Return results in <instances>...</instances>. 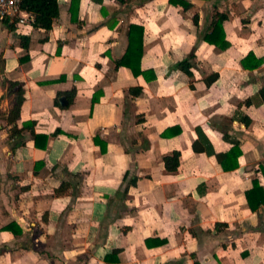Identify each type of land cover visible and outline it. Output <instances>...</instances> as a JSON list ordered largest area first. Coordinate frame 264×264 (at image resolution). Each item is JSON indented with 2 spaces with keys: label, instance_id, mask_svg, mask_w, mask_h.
Returning <instances> with one entry per match:
<instances>
[{
  "label": "crops",
  "instance_id": "0c3cea01",
  "mask_svg": "<svg viewBox=\"0 0 264 264\" xmlns=\"http://www.w3.org/2000/svg\"><path fill=\"white\" fill-rule=\"evenodd\" d=\"M184 1L0 20V264H264V0Z\"/></svg>",
  "mask_w": 264,
  "mask_h": 264
},
{
  "label": "trees",
  "instance_id": "16d2710c",
  "mask_svg": "<svg viewBox=\"0 0 264 264\" xmlns=\"http://www.w3.org/2000/svg\"><path fill=\"white\" fill-rule=\"evenodd\" d=\"M172 4L174 5H178V4H182L184 5V8H190L192 6V4H188V2H185L184 0H170ZM21 7L28 11L29 13H31L34 17V21L32 23V25L35 28H43L47 31H49L50 29H52L53 27V23L54 20L56 18L59 17L60 14V8H59V0H22L21 2ZM227 15L224 14H218L216 20L214 21V29H216V27L218 25H221L223 23L224 20L227 19ZM5 22H8L5 20ZM8 28L11 30H15V24L14 23H8L7 24ZM132 27H135L137 29H140L141 32H143V28H141L138 25H132ZM20 39L23 41V45L25 48L29 47V43H30V36L27 35H20ZM205 39L209 42L213 41L211 39L210 36H205ZM132 43V42H131ZM131 51V47H129L128 52H127V58L130 54ZM252 53L248 54V56L246 58H248L249 56H251ZM193 57V53H191L189 55V57L181 62H179L177 64L176 67L184 70L185 72H187L188 74H192L191 72V67H192V63L190 62V59ZM128 61H126V63H123L121 61H117L116 63V67H119L120 65H124L127 64ZM130 67L131 69H133L135 74H143L144 76H146V71H142L140 69V65L139 63H137V65H133L131 66H127ZM156 76L154 75L152 78H155ZM7 83V87H8V94L9 95H14V104L13 107L11 108L9 115L7 117V120L10 123H15L14 126V131L12 132V136L18 135V136H23L22 133L25 130H29L30 133L34 136L35 139H37L39 137V134L35 133L34 130V121H30V122H26L23 123V126L21 128L18 127V125L16 124L18 119H20V115H21V110H22V105L25 101V88H24V83L20 82V81H13V80H6ZM134 93L139 94L140 90L139 89H134L133 90ZM259 95L261 97L262 102L264 103V86L259 90ZM95 100V99H94ZM180 152L178 151H174L172 152L170 155H167L165 157V164H166V168L169 171H177L180 165ZM64 185H61V187L59 189H57V194H62L64 193ZM248 200L250 202V206L253 208L255 207L253 201L251 199H249V195H248ZM263 200L259 201V203H262Z\"/></svg>",
  "mask_w": 264,
  "mask_h": 264
},
{
  "label": "built area",
  "instance_id": "2783aa9c",
  "mask_svg": "<svg viewBox=\"0 0 264 264\" xmlns=\"http://www.w3.org/2000/svg\"><path fill=\"white\" fill-rule=\"evenodd\" d=\"M22 0H0V20L17 25H32L34 17L21 7Z\"/></svg>",
  "mask_w": 264,
  "mask_h": 264
}]
</instances>
